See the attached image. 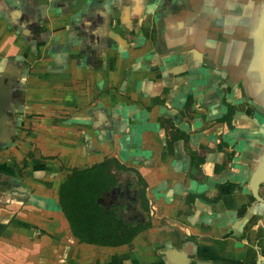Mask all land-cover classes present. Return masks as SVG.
<instances>
[{"label":"crops","instance_id":"1","mask_svg":"<svg viewBox=\"0 0 264 264\" xmlns=\"http://www.w3.org/2000/svg\"><path fill=\"white\" fill-rule=\"evenodd\" d=\"M245 1L223 44L236 12L196 15L217 0H0V264H264V0ZM108 159L150 207L119 247L80 243L58 206L73 170ZM128 197L101 202L132 225Z\"/></svg>","mask_w":264,"mask_h":264},{"label":"trees","instance_id":"2","mask_svg":"<svg viewBox=\"0 0 264 264\" xmlns=\"http://www.w3.org/2000/svg\"><path fill=\"white\" fill-rule=\"evenodd\" d=\"M166 137L167 150L171 154L178 137L171 129H166ZM232 156L229 153L228 159ZM197 160L196 173L200 172L199 167L204 161L203 158ZM146 187L145 180L136 170L108 159L82 171L73 170L71 179L60 187L58 206L64 213L72 235L80 243L119 247L131 243L137 235L151 228ZM115 188L128 190L132 198L130 203L139 206L143 220L128 225L117 215L116 207L101 202L103 195ZM186 200L191 205L194 195H188Z\"/></svg>","mask_w":264,"mask_h":264},{"label":"rangeland","instance_id":"3","mask_svg":"<svg viewBox=\"0 0 264 264\" xmlns=\"http://www.w3.org/2000/svg\"><path fill=\"white\" fill-rule=\"evenodd\" d=\"M224 1L223 0H217V4H215V6H213L211 4L198 5L199 11L196 12V15L202 17V19L205 18V16H206V18L208 19V22H211V18H213L216 14L217 15L222 14V13H231L232 14V12H234V13L236 12V15H237L236 18L234 20L231 19V21H229L226 24L227 27L224 28V30H226V31H223V36L225 38L223 41H221V43L227 44L228 39H226V37H229L228 32L229 33L233 32L232 28H234V26L237 22H238V24H242V20H241L242 13H250L251 11H250V7H249L250 3H248L245 0H238V2L236 1V4L230 3L227 5ZM256 11H258V8L256 9ZM232 17H233V15H232ZM243 23H245V21ZM245 45H249L248 47H250V51L253 50V47H252V44H251L249 38H247L246 40L243 39L240 41V44H239L240 48L245 46ZM255 47L257 48L258 45H256ZM240 68H241V65H240ZM239 74H240V72H239ZM128 198H129V202H130L131 197H128ZM133 206L134 205L131 202L130 208Z\"/></svg>","mask_w":264,"mask_h":264},{"label":"water","instance_id":"4","mask_svg":"<svg viewBox=\"0 0 264 264\" xmlns=\"http://www.w3.org/2000/svg\"><path fill=\"white\" fill-rule=\"evenodd\" d=\"M7 79L4 77H0V127L3 128V125H4V119L5 117H7V114H6V111L5 109L8 107V90H9V87L7 86V83L6 81ZM260 102V103H259ZM259 102H255L254 101V104L256 105V108H257V111H259L260 113H264V106H263V100H260ZM1 130V129H0ZM3 133V132H2ZM131 211H134V208L131 207Z\"/></svg>","mask_w":264,"mask_h":264}]
</instances>
